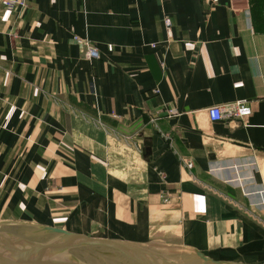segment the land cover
Returning a JSON list of instances; mask_svg holds the SVG:
<instances>
[{
    "label": "crops",
    "instance_id": "crops-1",
    "mask_svg": "<svg viewBox=\"0 0 264 264\" xmlns=\"http://www.w3.org/2000/svg\"><path fill=\"white\" fill-rule=\"evenodd\" d=\"M240 100L250 114L208 118ZM0 228L264 264V34L249 1L0 0Z\"/></svg>",
    "mask_w": 264,
    "mask_h": 264
},
{
    "label": "water",
    "instance_id": "water-1",
    "mask_svg": "<svg viewBox=\"0 0 264 264\" xmlns=\"http://www.w3.org/2000/svg\"><path fill=\"white\" fill-rule=\"evenodd\" d=\"M17 230L19 231L0 228L1 262L13 264H129L131 261L138 264H171L177 261L181 264H192L191 260L179 253L153 245H137L118 240L89 237L58 228ZM153 255L154 260L149 258ZM156 255L163 259H158Z\"/></svg>",
    "mask_w": 264,
    "mask_h": 264
},
{
    "label": "built area",
    "instance_id": "built-area-1",
    "mask_svg": "<svg viewBox=\"0 0 264 264\" xmlns=\"http://www.w3.org/2000/svg\"><path fill=\"white\" fill-rule=\"evenodd\" d=\"M2 4L4 7L8 10L14 9L17 6H24L25 5V0H2ZM163 24L166 29V34H167V39L170 41L172 37L171 33V20L167 16L163 17ZM74 40L77 42V44H80L85 47V55L88 59H97L99 58V54L97 49L92 46L88 40L79 37V36H74ZM250 106L247 105L246 101H237L227 108H222L220 106H212L207 109V114L208 118L211 121H218L223 119L224 117H241V116H246L250 114ZM192 162L188 161L186 163V166L188 168L192 167Z\"/></svg>",
    "mask_w": 264,
    "mask_h": 264
},
{
    "label": "trees",
    "instance_id": "trees-1",
    "mask_svg": "<svg viewBox=\"0 0 264 264\" xmlns=\"http://www.w3.org/2000/svg\"><path fill=\"white\" fill-rule=\"evenodd\" d=\"M253 29L264 34V0H248Z\"/></svg>",
    "mask_w": 264,
    "mask_h": 264
},
{
    "label": "bare ground",
    "instance_id": "bare-ground-1",
    "mask_svg": "<svg viewBox=\"0 0 264 264\" xmlns=\"http://www.w3.org/2000/svg\"><path fill=\"white\" fill-rule=\"evenodd\" d=\"M150 259H153L154 258V255L152 256V257H149ZM125 260H127V259H125ZM154 260V259H153ZM127 261H129V260H127ZM159 262H161V260H158ZM1 262V261H0ZM129 264H138V263H136V262H131V261H129ZM158 264H160V263H158ZM162 264V263H161ZM168 264V263H167ZM171 264H181V263H179V262H177V261H173V262H171Z\"/></svg>",
    "mask_w": 264,
    "mask_h": 264
},
{
    "label": "rangeland",
    "instance_id": "rangeland-1",
    "mask_svg": "<svg viewBox=\"0 0 264 264\" xmlns=\"http://www.w3.org/2000/svg\"><path fill=\"white\" fill-rule=\"evenodd\" d=\"M10 230H12V229H10ZM21 230H23V229H21ZM16 231H19V230H16ZM164 250H166V249H164ZM175 260H177V259H175ZM0 264H13V263H5V262H0Z\"/></svg>",
    "mask_w": 264,
    "mask_h": 264
}]
</instances>
